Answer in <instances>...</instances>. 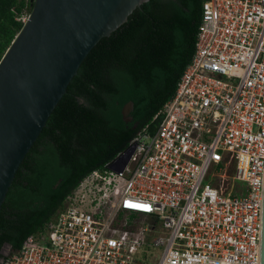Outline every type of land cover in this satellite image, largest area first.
Wrapping results in <instances>:
<instances>
[{"label": "built area", "instance_id": "obj_1", "mask_svg": "<svg viewBox=\"0 0 264 264\" xmlns=\"http://www.w3.org/2000/svg\"><path fill=\"white\" fill-rule=\"evenodd\" d=\"M263 189L264 0H206L173 97L0 264H260Z\"/></svg>", "mask_w": 264, "mask_h": 264}, {"label": "trees", "instance_id": "obj_2", "mask_svg": "<svg viewBox=\"0 0 264 264\" xmlns=\"http://www.w3.org/2000/svg\"><path fill=\"white\" fill-rule=\"evenodd\" d=\"M34 0H0V61ZM206 0H149L82 63L20 166L0 211V250L44 230L79 182L124 152L173 97ZM132 102L131 123L122 110Z\"/></svg>", "mask_w": 264, "mask_h": 264}, {"label": "water", "instance_id": "obj_3", "mask_svg": "<svg viewBox=\"0 0 264 264\" xmlns=\"http://www.w3.org/2000/svg\"><path fill=\"white\" fill-rule=\"evenodd\" d=\"M149 0H34L0 61V211L16 174L92 49ZM134 104L122 110L132 121ZM260 264H264V189Z\"/></svg>", "mask_w": 264, "mask_h": 264}, {"label": "rangeland", "instance_id": "obj_4", "mask_svg": "<svg viewBox=\"0 0 264 264\" xmlns=\"http://www.w3.org/2000/svg\"><path fill=\"white\" fill-rule=\"evenodd\" d=\"M26 15L22 17V19H26ZM22 20V21H23ZM145 219H140L137 223L139 225L145 224ZM165 238L162 233L158 238ZM163 252V247H143L136 255V259L138 262L142 264H157Z\"/></svg>", "mask_w": 264, "mask_h": 264}, {"label": "flooded vegetation", "instance_id": "obj_5", "mask_svg": "<svg viewBox=\"0 0 264 264\" xmlns=\"http://www.w3.org/2000/svg\"><path fill=\"white\" fill-rule=\"evenodd\" d=\"M132 119V118H131ZM132 121L128 122L131 123ZM14 251V248L11 244L6 243L2 246L1 250H0V263L9 255H11Z\"/></svg>", "mask_w": 264, "mask_h": 264}]
</instances>
